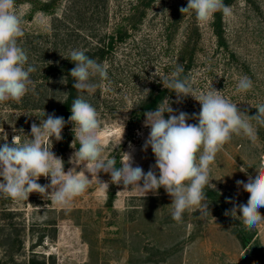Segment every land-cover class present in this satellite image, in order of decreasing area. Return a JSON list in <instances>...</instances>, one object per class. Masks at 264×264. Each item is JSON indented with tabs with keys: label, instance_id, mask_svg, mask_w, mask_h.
I'll list each match as a JSON object with an SVG mask.
<instances>
[{
	"label": "rangeland",
	"instance_id": "rangeland-1",
	"mask_svg": "<svg viewBox=\"0 0 264 264\" xmlns=\"http://www.w3.org/2000/svg\"><path fill=\"white\" fill-rule=\"evenodd\" d=\"M48 1L15 0L25 33L18 43L36 68L31 78L44 75L45 62L57 60L64 51L58 46L53 53L48 52L47 37L54 29L53 17L43 11ZM226 1L232 14L222 15L221 37H217L214 17L201 24L194 13L180 12L188 0H153L145 15L144 6H138L140 0H56L55 15L69 22L65 27L73 46H95L121 26L128 29L103 63L110 89L107 82H99L92 100L102 121L101 139L108 158L122 163L124 152L131 153L133 167L140 166L145 173L152 168L159 176L151 147L146 151L143 147L150 128L144 125L145 116L139 119V107L162 83V77H170L177 64L187 70L194 88L204 91L212 85L237 103L240 111L250 116L258 113L255 106L264 103V0ZM74 27L78 31L73 32ZM244 76L253 81L252 90L234 94ZM54 92L40 96L43 108L51 105L46 104L49 101L58 105L63 98L60 86ZM28 95L18 104H0V145L5 143L4 135L9 144L15 135L29 139L32 124L39 126L40 120L53 114L45 111L44 116L43 108L35 109ZM167 99L173 114L182 111L192 117L201 110L191 96L178 102L174 94L164 103ZM249 109L257 112L251 114ZM164 115L165 119L169 116ZM187 123L198 121L190 118ZM253 124L257 129L255 143L233 135L210 165L211 183L215 185L214 190L205 188L210 212L186 211L179 223L171 217L172 198L163 187L142 197L124 190L122 184L109 183L111 177L103 172L99 179L109 183L108 189L93 182L67 208L53 205L36 192L21 201L0 195V264H28L32 252L46 258L52 255L55 264H264V221L247 230L239 217L242 213L237 212L236 218L225 215L234 205L247 203L250 194L236 182L246 183L249 175L254 178L255 168L264 160V127L256 126L255 121ZM72 129L69 122L61 140L51 138V150L63 160L65 172L83 167L69 163L77 150L71 147ZM66 139L71 140L70 147L61 153L60 145ZM47 146L51 148V143ZM38 183L49 184L50 178L42 176ZM229 199L232 203L227 202ZM258 211L264 216V207Z\"/></svg>",
	"mask_w": 264,
	"mask_h": 264
},
{
	"label": "clouds",
	"instance_id": "clouds-1",
	"mask_svg": "<svg viewBox=\"0 0 264 264\" xmlns=\"http://www.w3.org/2000/svg\"><path fill=\"white\" fill-rule=\"evenodd\" d=\"M182 14L194 13L196 20L205 24L213 19L215 13L221 12L228 17L231 7L224 0H188L187 7L180 9ZM24 20L16 8L15 0H0V104L6 102L20 103L29 92L35 94L36 84L31 74L36 71L29 64L26 50L18 43L25 33ZM65 58V57H64ZM69 59L75 67L71 69L73 87L77 92L71 104V115L68 121L73 124L74 140L71 147L76 150L69 160L70 164L81 166L64 171V162L52 149V139H62L65 126L63 117L54 114L40 120L39 126L33 123L29 139L19 135L12 138V143L0 145V195L17 201L28 200L31 193L36 192L47 197L53 205L67 208L76 198L83 195L95 182L99 187L108 189L109 183L124 186V190H132L145 197L149 192L154 194L163 187L172 198L171 217L182 222L183 214L193 210L208 214L205 188L215 189L211 183L210 165L215 161L217 153L233 137L243 136L252 143L257 140L256 126L264 127V103L255 106L256 115L250 116L237 108V103L225 98L221 92L212 88L201 91L193 87V81L183 76L184 68L177 64L174 71L161 78L163 86L176 93L180 98L191 96L201 105L198 115L189 117L187 113L173 114L168 99L156 110L148 111L144 125L150 128L145 141L144 150L150 146L155 156V169L145 173L140 166L133 167L131 153L124 152V159L119 167L114 158L105 155L106 149L101 139L102 121L97 109L84 98V94L93 95L100 86L99 82L111 85L107 67L86 55L83 50H72ZM48 63H51L50 61ZM253 88V81L244 76L239 79L234 94H247ZM149 94V90L145 89ZM165 113L169 116L165 119ZM45 116V112H44ZM192 118L197 124H189ZM23 133V130H21ZM124 132V130H123ZM123 133L120 138L122 140ZM51 143V148L47 146ZM120 144V143H119ZM245 172V168H241ZM256 175L248 180H238L249 193L246 204L234 205L226 210L225 215L237 217V212L247 230L254 229L264 221L258 211L264 207V160L255 168ZM109 174V183L101 182L99 174ZM85 173L91 175V179ZM50 178V183L41 185L40 177ZM141 181L143 182L141 184ZM51 190V191H49ZM227 202L232 203L229 199Z\"/></svg>",
	"mask_w": 264,
	"mask_h": 264
},
{
	"label": "trees",
	"instance_id": "trees-1",
	"mask_svg": "<svg viewBox=\"0 0 264 264\" xmlns=\"http://www.w3.org/2000/svg\"><path fill=\"white\" fill-rule=\"evenodd\" d=\"M140 1H141L140 2L141 5L139 4L138 6L139 8L144 6V11L142 12L143 15H145L148 6H150L153 0H148V1L140 0ZM74 2L75 0H73V3ZM56 3H57L56 0L48 1L43 9L44 12H46L47 14L53 17L52 25L54 29L53 32L48 35L49 37H47L48 39L47 48L49 53H53L58 46H62L64 51L57 60L48 59L45 62V64L43 65L45 69L43 71L44 75H41V77H32L33 81L36 84L35 94L29 92L28 96L31 97L32 99L31 104L32 106H34L35 109L38 107L43 108L44 101L42 100V98H40V96L41 97L52 96L55 93L54 90L60 86L64 90L63 98L58 102V105H56L55 101H49L50 103H46L47 105L48 104L51 105H49V107L47 106L44 107L43 112L48 111V112H52L53 114H57L58 117H63L65 120L64 129L69 130L68 118L71 115V110H70L71 104L73 100L76 98L77 92L73 87L74 80L70 76V71L75 67V65L73 62H71L69 59L66 58L69 57V53L72 50L79 49L85 51L86 55H88L90 58H93L97 62L103 64L105 60L108 59L109 55H111L115 45H117L118 42H122L124 40L123 38L124 36H126L128 29H126L124 25L121 26L120 28L113 31V33L109 35H105L104 37L99 39L95 46L84 47V48L78 47L77 45L73 46L72 40L70 38L71 35L68 34V31L65 27V24H68L69 22L66 23L65 18L56 17L55 15ZM224 3L226 5L228 4L227 1ZM139 8H137V10ZM59 25L63 27H60ZM221 26H222V13L217 12L214 15V21H213V27L217 37H221V31H222ZM82 29L85 28L84 27L79 28V30ZM76 30L77 27L76 28L74 27L73 32H75ZM86 38L89 37L86 36ZM51 48L53 49L51 50ZM34 49H35L34 52L37 53L38 50L37 46H35ZM49 61L51 63H48ZM186 72L187 70L184 69V73H182V77L186 76L187 74ZM36 75L37 74H35L34 76ZM56 78H59V81L55 80ZM56 82H59V85H57ZM174 94L176 93L173 92L172 90L165 88L162 83H159L158 87H154V89H152V92L149 95L148 99L140 105L139 107L140 114L138 115L139 119L142 116H145L144 114L146 112L156 110L159 104L164 103L167 97L173 96ZM84 98L87 99L88 102L92 104V100L94 99V94L88 95L85 93ZM249 110L251 114H253L256 111V109H249ZM72 136H74V133L72 134ZM71 140L73 142L74 137ZM71 140L66 139L64 144L61 143L60 145L61 153L65 152L67 148L70 147ZM78 148H79V144H77L76 146L77 150ZM120 165H121V161L118 159L116 161V166L119 167ZM111 196H113V194ZM54 259L55 258L52 255L49 256V258H46V255L40 256L38 253L32 252L31 257L28 260V264H55Z\"/></svg>",
	"mask_w": 264,
	"mask_h": 264
}]
</instances>
